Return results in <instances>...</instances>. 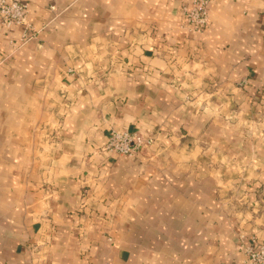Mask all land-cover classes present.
<instances>
[{"label":"crops","instance_id":"1","mask_svg":"<svg viewBox=\"0 0 264 264\" xmlns=\"http://www.w3.org/2000/svg\"><path fill=\"white\" fill-rule=\"evenodd\" d=\"M0 22V264H236L264 242V0H22ZM112 130L153 143L107 152Z\"/></svg>","mask_w":264,"mask_h":264},{"label":"built area","instance_id":"2","mask_svg":"<svg viewBox=\"0 0 264 264\" xmlns=\"http://www.w3.org/2000/svg\"><path fill=\"white\" fill-rule=\"evenodd\" d=\"M211 0H191L183 6V26L194 32L204 30L209 22V6ZM28 5L21 0H0V22L5 28L20 26L23 28L21 45L35 38L39 30L29 21ZM153 143V139L145 138L138 132L128 130H112L107 137L104 150L111 153L132 157L143 147ZM240 249L244 259L236 264H264V242L251 237L246 242L241 236Z\"/></svg>","mask_w":264,"mask_h":264},{"label":"rangeland","instance_id":"3","mask_svg":"<svg viewBox=\"0 0 264 264\" xmlns=\"http://www.w3.org/2000/svg\"><path fill=\"white\" fill-rule=\"evenodd\" d=\"M22 1V0H21ZM26 3V2H25ZM27 4V3H26ZM30 21V20H29ZM31 23V22H30ZM33 26V25H32Z\"/></svg>","mask_w":264,"mask_h":264}]
</instances>
